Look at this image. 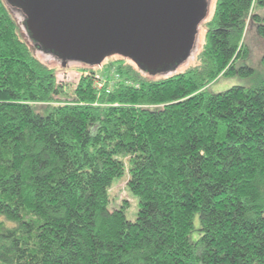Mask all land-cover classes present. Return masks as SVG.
Returning <instances> with one entry per match:
<instances>
[{
  "label": "trees",
  "instance_id": "16d2710c",
  "mask_svg": "<svg viewBox=\"0 0 264 264\" xmlns=\"http://www.w3.org/2000/svg\"><path fill=\"white\" fill-rule=\"evenodd\" d=\"M13 8L0 0V264H264V73L238 64L264 0H215L183 70L106 56L70 99ZM234 75L251 83L208 89ZM125 173L134 219L109 207Z\"/></svg>",
  "mask_w": 264,
  "mask_h": 264
},
{
  "label": "water",
  "instance_id": "95a60500",
  "mask_svg": "<svg viewBox=\"0 0 264 264\" xmlns=\"http://www.w3.org/2000/svg\"><path fill=\"white\" fill-rule=\"evenodd\" d=\"M21 11L29 39L66 60L100 64L118 53L151 74L191 52L208 0H5Z\"/></svg>",
  "mask_w": 264,
  "mask_h": 264
},
{
  "label": "rangeland",
  "instance_id": "374dc122",
  "mask_svg": "<svg viewBox=\"0 0 264 264\" xmlns=\"http://www.w3.org/2000/svg\"><path fill=\"white\" fill-rule=\"evenodd\" d=\"M215 5V0H208V7H207V14L206 16L201 19L197 26V32L195 34L194 44L192 47L191 52L189 55L180 63L178 64L173 70H170V73L175 71H180L186 68L187 66L194 64L197 62V54L200 51V48L202 46V43L204 41V33L206 30V23L208 19L210 18L213 8ZM11 6V5H10ZM12 7V6H11ZM13 14L19 23L20 30L22 32V36L24 39L28 41L30 46L32 47V50L34 54L45 64H47L49 67L53 68L57 79L62 81L64 83L65 88L64 92L66 95H62L63 97H66L70 99L73 95L72 88L75 83V81L78 79L82 71H84V66L86 65L83 62L75 61V60H66L64 63L62 60L55 55H53L50 52L43 51L40 48H36L33 44V42L29 39L24 26L22 24L23 16L21 12H19V9L13 8ZM245 43L249 51L248 57L245 59V61H239L238 64L246 63L252 66L255 69V73L257 75L264 73V65L261 62V57L264 54V38L259 36L256 33L255 26L248 27L246 34H245ZM108 59H120L122 58V55L118 53H113L109 56H107ZM106 57L100 62V64L94 65L95 69L96 67H100L102 62L106 61ZM123 61H131L129 58L124 57ZM169 73V71L165 72ZM160 73V74H165ZM158 74V73H155ZM251 83L250 78L241 77L239 75H234L230 77H220L218 80L212 82L209 84L208 89L211 92L220 91L223 89L228 88L232 84H244L249 85ZM126 177L127 173L120 177H115L112 180V183L108 189L109 197H110V203L109 207H115L118 206L120 203H124L123 200L127 201L125 204V214L126 217L129 219H134L136 217L137 207H138V199L135 195H133L131 192H129L126 188Z\"/></svg>",
  "mask_w": 264,
  "mask_h": 264
}]
</instances>
